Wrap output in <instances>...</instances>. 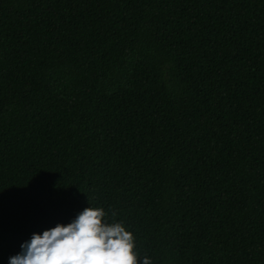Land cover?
<instances>
[{
    "label": "trees",
    "instance_id": "16d2710c",
    "mask_svg": "<svg viewBox=\"0 0 264 264\" xmlns=\"http://www.w3.org/2000/svg\"><path fill=\"white\" fill-rule=\"evenodd\" d=\"M89 206L264 264V0H0V264Z\"/></svg>",
    "mask_w": 264,
    "mask_h": 264
},
{
    "label": "clouds",
    "instance_id": "9594fccd",
    "mask_svg": "<svg viewBox=\"0 0 264 264\" xmlns=\"http://www.w3.org/2000/svg\"><path fill=\"white\" fill-rule=\"evenodd\" d=\"M134 242L123 221L109 222L103 207L89 206L70 223L33 233L9 264H152L133 251Z\"/></svg>",
    "mask_w": 264,
    "mask_h": 264
}]
</instances>
